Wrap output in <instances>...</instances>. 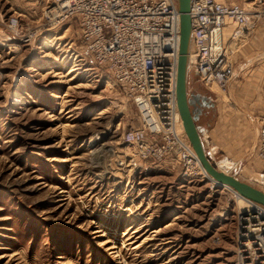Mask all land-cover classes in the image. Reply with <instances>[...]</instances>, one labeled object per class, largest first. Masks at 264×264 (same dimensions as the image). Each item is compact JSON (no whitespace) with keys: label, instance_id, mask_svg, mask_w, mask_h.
<instances>
[{"label":"rangeland","instance_id":"rangeland-1","mask_svg":"<svg viewBox=\"0 0 264 264\" xmlns=\"http://www.w3.org/2000/svg\"><path fill=\"white\" fill-rule=\"evenodd\" d=\"M45 2L0 0V264H231L237 201L175 161L134 157L121 136L137 111L76 27L6 39L11 14L37 20ZM187 86L222 93L190 71ZM253 147L230 173L264 191Z\"/></svg>","mask_w":264,"mask_h":264},{"label":"built area","instance_id":"built-area-1","mask_svg":"<svg viewBox=\"0 0 264 264\" xmlns=\"http://www.w3.org/2000/svg\"><path fill=\"white\" fill-rule=\"evenodd\" d=\"M189 15V71L208 90L216 85L225 93L234 76V54L255 37L258 29L264 34V2L246 6L226 0H190ZM66 23L76 27L95 69L108 73L133 103L139 126L125 130L121 138L132 148L134 157L146 162L175 161L184 178L210 177L204 174L176 116L177 1L46 0L37 20L23 22L11 14L6 39L30 45ZM229 24L233 27L224 41L223 29ZM253 119V155L264 163V89L263 109ZM223 187L235 201L242 198L234 217L231 264H264V206L231 187Z\"/></svg>","mask_w":264,"mask_h":264},{"label":"crops","instance_id":"crops-1","mask_svg":"<svg viewBox=\"0 0 264 264\" xmlns=\"http://www.w3.org/2000/svg\"><path fill=\"white\" fill-rule=\"evenodd\" d=\"M232 27L231 24L224 27L222 33L224 41ZM232 60L233 81L228 83L225 93L213 94L215 97L206 91L212 97L214 105L206 114L201 115L197 123L206 128L203 139L210 158L215 162L219 159L217 162L219 165L226 160L237 167V163L233 161H239L246 150L250 151L256 130L253 117L263 109V29H258L255 37L240 48Z\"/></svg>","mask_w":264,"mask_h":264},{"label":"water","instance_id":"water-1","mask_svg":"<svg viewBox=\"0 0 264 264\" xmlns=\"http://www.w3.org/2000/svg\"><path fill=\"white\" fill-rule=\"evenodd\" d=\"M179 11V50L175 86L176 105L182 120L184 132L195 151L199 162L210 178L218 186H228L240 196L253 200L264 206V191L257 185L237 178L236 175L223 172L216 162H212L206 152L203 134L206 128L197 123L206 97L194 90H188L189 52L191 39V20L189 15L190 0H176ZM214 103L211 104L213 106Z\"/></svg>","mask_w":264,"mask_h":264},{"label":"bare ground","instance_id":"bare-ground-1","mask_svg":"<svg viewBox=\"0 0 264 264\" xmlns=\"http://www.w3.org/2000/svg\"><path fill=\"white\" fill-rule=\"evenodd\" d=\"M211 89H213L212 88V86H211ZM176 116H177V118L179 119V117H180V115H179V112H176ZM181 119V118H180ZM182 121V120H181ZM204 140V139H203ZM218 165V168L220 169V170H222L223 172H226V173H230V172H232V170L231 171H229V169H234L235 167L233 166V164H231V163H229V161H222L221 163H220V165L219 164H217ZM229 171V172H228ZM204 172V174L207 176V174L205 173V171H203ZM235 175V174H234ZM240 177V178H239ZM237 176V178H239V179H241L242 178V176ZM207 178L209 179V180H211L210 179V177H208L207 176ZM241 180H243V179H241ZM212 181V180H211ZM213 182V181H212ZM214 183V182H213ZM226 186V185H225ZM227 187V186H226ZM239 198V197H238ZM241 200V201H240ZM237 203H239V205H242V198H239V200H237Z\"/></svg>","mask_w":264,"mask_h":264},{"label":"flooded vegetation","instance_id":"flooded-vegetation-1","mask_svg":"<svg viewBox=\"0 0 264 264\" xmlns=\"http://www.w3.org/2000/svg\"><path fill=\"white\" fill-rule=\"evenodd\" d=\"M194 93H200L202 96L206 97V105H202L201 107V114L199 115V118L201 115L206 114L213 106L211 104L213 103L212 97L205 91H200L199 89H195Z\"/></svg>","mask_w":264,"mask_h":264}]
</instances>
